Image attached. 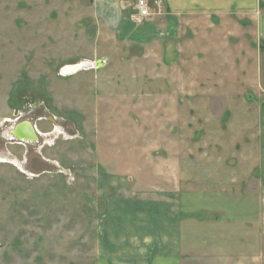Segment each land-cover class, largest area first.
<instances>
[{"label":"rangeland","instance_id":"rangeland-1","mask_svg":"<svg viewBox=\"0 0 264 264\" xmlns=\"http://www.w3.org/2000/svg\"><path fill=\"white\" fill-rule=\"evenodd\" d=\"M89 3L0 0V264H99L102 230H114L115 189H151L154 164L166 165L173 154L178 128L163 107L183 98L180 82L207 86L219 78H193L186 69L174 76L158 49L145 54L114 41ZM251 33L244 30L246 47ZM219 40L223 47L225 37ZM227 69L211 71L223 78ZM227 80L234 89L235 78ZM23 122L36 142L11 136ZM254 208L247 206L245 222L256 234ZM246 235L242 248L220 253L185 248L183 264H264L263 246H246Z\"/></svg>","mask_w":264,"mask_h":264},{"label":"crops","instance_id":"crops-1","mask_svg":"<svg viewBox=\"0 0 264 264\" xmlns=\"http://www.w3.org/2000/svg\"><path fill=\"white\" fill-rule=\"evenodd\" d=\"M89 2L114 41L145 54L158 49L178 78V69L221 78L211 69L228 67L207 86L180 82L183 98L162 106L178 128L173 154L166 165H152L151 189H115L108 213L114 230H102L99 264H183L185 248H242L244 232L246 246L264 248V0H161V14L144 20L136 0ZM245 27L252 30L248 47ZM227 76L235 78L234 89ZM249 205L256 234L246 229Z\"/></svg>","mask_w":264,"mask_h":264},{"label":"built area","instance_id":"built-area-1","mask_svg":"<svg viewBox=\"0 0 264 264\" xmlns=\"http://www.w3.org/2000/svg\"><path fill=\"white\" fill-rule=\"evenodd\" d=\"M135 8L140 19H152L161 14L162 2L161 0H154L152 2L150 0H136ZM88 65V68H97L96 63Z\"/></svg>","mask_w":264,"mask_h":264},{"label":"water","instance_id":"water-1","mask_svg":"<svg viewBox=\"0 0 264 264\" xmlns=\"http://www.w3.org/2000/svg\"><path fill=\"white\" fill-rule=\"evenodd\" d=\"M103 62H98L97 64V68H100L102 66ZM89 65L88 64H83V65H77V66H72L71 68L74 70H72L71 73H66V69L69 68V67H66L64 70H63V74H73V73H77L80 69L82 68H88ZM76 68V69H75ZM29 125L27 126L28 127V130L29 132H27L26 134H18L17 130L19 129L20 126L22 125ZM11 136L13 137V139H16V140H19V142L21 143H27V142H36L37 141V136H36V133L34 131V128L32 127V125L28 122H24L23 124H20L18 126H16L12 132H11Z\"/></svg>","mask_w":264,"mask_h":264},{"label":"bare ground","instance_id":"bare-ground-1","mask_svg":"<svg viewBox=\"0 0 264 264\" xmlns=\"http://www.w3.org/2000/svg\"><path fill=\"white\" fill-rule=\"evenodd\" d=\"M75 69H76V68H75ZM72 70H74V68H73V69L71 68L69 71H68V70H67V71H68V73H71ZM80 70H81V69H80ZM80 70H79V71H80ZM27 126H29V125L24 124V125L20 126L19 129L17 130L18 134H26L27 132H29Z\"/></svg>","mask_w":264,"mask_h":264},{"label":"flooded vegetation","instance_id":"flooded-vegetation-1","mask_svg":"<svg viewBox=\"0 0 264 264\" xmlns=\"http://www.w3.org/2000/svg\"><path fill=\"white\" fill-rule=\"evenodd\" d=\"M24 123V122H23ZM33 127V126H32ZM17 141H19V140H17ZM21 143V142H20Z\"/></svg>","mask_w":264,"mask_h":264}]
</instances>
